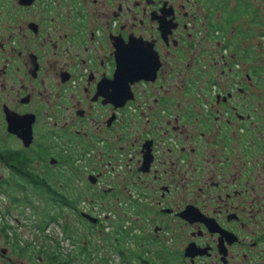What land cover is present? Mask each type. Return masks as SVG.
Listing matches in <instances>:
<instances>
[{
	"label": "flooded vegetation",
	"instance_id": "af4514ba",
	"mask_svg": "<svg viewBox=\"0 0 264 264\" xmlns=\"http://www.w3.org/2000/svg\"><path fill=\"white\" fill-rule=\"evenodd\" d=\"M66 165L127 262L264 264V0H0V215Z\"/></svg>",
	"mask_w": 264,
	"mask_h": 264
},
{
	"label": "trees",
	"instance_id": "16d2710c",
	"mask_svg": "<svg viewBox=\"0 0 264 264\" xmlns=\"http://www.w3.org/2000/svg\"><path fill=\"white\" fill-rule=\"evenodd\" d=\"M62 182L64 184H62L61 181H56L55 185L51 183L44 184L45 182L33 185L34 191L37 193L36 195L40 198V206L43 208V212L39 215L36 214L38 217V223L35 225V229L38 231L36 238L41 235L45 242H42L41 240L38 243H27L26 245H22L18 237H16V245L12 246L13 252L17 253L20 257L42 264H110L109 257L104 254V248L108 246L105 245L104 247L102 244L98 243L93 244L89 240L80 243L78 240V229L74 228L68 221L61 224L60 220L61 217H63L62 210L64 207H68L81 218L78 206L83 198L82 195H79L78 192H76V188L73 187V179L69 173L63 178ZM19 187L20 189L23 188L21 184ZM32 192L33 191H31L30 194L23 196L27 202L25 205L34 204L30 197ZM52 222L59 223L65 236L69 237L71 243L74 245L79 244L81 250L77 251V247L75 246L76 249L73 253H70L69 255L63 254L60 249H58L59 245L57 241L53 240V238L49 239L48 237H45L46 228ZM88 224L93 228V230L90 231V233L93 234L95 232L94 229L99 225L92 223ZM116 227L114 235L109 234L107 240L111 241V239L114 238V241L116 242H114L113 250L117 253L120 259L126 261V258L128 257V249L125 245L127 235L123 233L122 224L121 226ZM1 232L8 236V226L4 225ZM88 237L89 236H87V238ZM103 240L106 241L104 238ZM132 257H135V255ZM126 263L135 264L132 260L130 262L126 261Z\"/></svg>",
	"mask_w": 264,
	"mask_h": 264
},
{
	"label": "rangeland",
	"instance_id": "374dc122",
	"mask_svg": "<svg viewBox=\"0 0 264 264\" xmlns=\"http://www.w3.org/2000/svg\"><path fill=\"white\" fill-rule=\"evenodd\" d=\"M55 142L58 143V140H55ZM55 147L58 148L57 144ZM67 165L65 166L66 169H63L61 167L60 169L66 170L67 171V172L65 171L66 173H70L72 175L73 187H75L76 192H78V187L81 188L82 183L77 182V180L74 178L75 172H76L74 167L67 166ZM54 169L58 171V167ZM84 172H85L84 170H80L79 174H80V177L83 175V178L85 179L87 174ZM2 173H5V171H2ZM53 178H56V177H53ZM82 193L84 194L85 199L87 198L88 200L82 201L79 205L81 207H87L88 205L91 207L94 204H98L99 205L98 213L103 216V219H104L103 224L97 226L94 229L95 232L91 234L90 231L93 230V228H91V226L88 223L86 222L83 223L81 218L78 217V215H76L68 207L63 208L62 210L63 217H61L60 222L63 223L65 221H68L74 228L78 229V232H79L78 240L80 241V243H84L87 240H89L93 244L98 243V244H102L104 247L105 245L108 246L104 248L105 250L104 254L107 257H109L110 264H128L126 263V261L120 259L117 253L113 250L114 242H116L114 241V238L111 239L112 242L107 240L109 234L114 235V231H116L115 230L116 226H121V224L122 225L126 224V220L123 221L121 217L122 216L121 212L123 210L119 209L117 204L114 203L113 201H109L107 199L97 200L94 197L93 192L90 191L89 189L82 190ZM36 194L37 193L33 190L32 194L30 195L34 204L25 205V203L27 202L25 198H23L21 191L13 193V195H15L19 200V202L17 201L18 204H20L19 207L16 208L13 206L12 208L11 205H8L10 202L9 201L7 202V205L9 206L11 211L8 212L7 214L4 213V215H0V229L3 228L4 225L12 226V228L9 229L8 231V234H9L8 236L10 238L6 235L0 234L2 236V237L0 236V246H2L3 248H6V249L10 248L11 245L9 246V244H7V242L5 241L8 239L9 241H11V243H13L16 237H18L22 245L24 244L26 245L27 243H38L41 240L42 242H45L41 235L38 236L39 238L38 237L36 238V234L38 233V231L35 229V225L38 223L37 222L38 217L36 214L39 215L41 212H43L42 211L43 208H41L40 203H39L40 198ZM3 197L4 196L0 197V200L2 201L1 202L2 205L6 206V201ZM94 199H96L94 203L89 201V200H94ZM107 216L108 218H106ZM117 216H119V221L116 220ZM133 221H134V218H133ZM49 225L46 228L47 235L51 236L53 240L57 241L59 245L58 249H60V251L63 254H66L65 251L73 248V245L70 242H68L69 240H63L65 242L61 243V239H59L58 237L60 236L64 237V233L59 223L54 222L50 226ZM55 233L59 234L60 236H58ZM87 236L89 237L87 238ZM103 238L106 239V241H104ZM64 243H67V245H65ZM131 244H132L131 242L125 243L126 246H131ZM75 246L77 247V251L81 250V246H79V244H76ZM8 251H9L8 255L13 257L14 259L13 264H16V263L17 264H42V263H36L33 260H29L24 257H20L19 255H17V253H14L13 250L11 249L10 250L8 249ZM1 263L9 264L5 260H2Z\"/></svg>",
	"mask_w": 264,
	"mask_h": 264
},
{
	"label": "snow or ice",
	"instance_id": "6c2138e0",
	"mask_svg": "<svg viewBox=\"0 0 264 264\" xmlns=\"http://www.w3.org/2000/svg\"><path fill=\"white\" fill-rule=\"evenodd\" d=\"M151 56L149 51L128 46L123 53L121 72L119 76L129 77L137 71L147 72L150 66Z\"/></svg>",
	"mask_w": 264,
	"mask_h": 264
},
{
	"label": "water",
	"instance_id": "95a60500",
	"mask_svg": "<svg viewBox=\"0 0 264 264\" xmlns=\"http://www.w3.org/2000/svg\"><path fill=\"white\" fill-rule=\"evenodd\" d=\"M120 65V64H119ZM132 75V74H131ZM133 76H135L136 79H140L141 78V73L140 72H135L133 73ZM85 218H88L90 221L96 223L97 222V218H94L93 216H91L90 214L84 213L82 214Z\"/></svg>",
	"mask_w": 264,
	"mask_h": 264
},
{
	"label": "built area",
	"instance_id": "2783aa9c",
	"mask_svg": "<svg viewBox=\"0 0 264 264\" xmlns=\"http://www.w3.org/2000/svg\"><path fill=\"white\" fill-rule=\"evenodd\" d=\"M62 242H65V241H62ZM65 245H67V243H64Z\"/></svg>",
	"mask_w": 264,
	"mask_h": 264
}]
</instances>
